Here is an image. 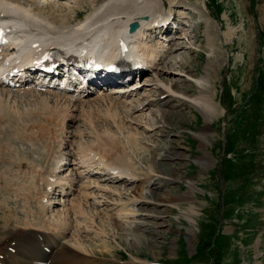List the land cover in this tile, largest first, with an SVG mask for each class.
<instances>
[{"label":"rangeland","instance_id":"1","mask_svg":"<svg viewBox=\"0 0 264 264\" xmlns=\"http://www.w3.org/2000/svg\"><path fill=\"white\" fill-rule=\"evenodd\" d=\"M47 1H52L56 7L41 4L42 7L35 9L68 13L66 7L71 5L67 0ZM95 1L96 8L103 0ZM175 1L172 4H186L196 14L188 20L192 30L186 34L187 39H175L174 43L178 42L180 47L171 55L166 54L169 56L163 66L168 74L162 79L175 83L173 90L188 97L197 94L196 81L204 79V88L210 94L214 109L206 115L179 98H164L160 94L163 98L158 99L160 90L154 88L153 81L148 84L151 91L143 87L131 100L135 102L140 97V103L146 106L136 112L144 115L140 127L142 142L132 159L140 179L150 168L156 170L154 177L151 173L150 181L143 184L145 195L152 199L131 204L122 195L123 202L129 206H125L127 211L134 209L136 214H128L127 219L121 215L116 218L120 221L114 223L113 208L106 212V215L112 214V219L104 218L105 225L94 229H101L100 233L96 231L98 234L93 235L89 231L88 235L84 232L80 235L87 236L83 242L95 249V264H125L127 261L132 264H264V0ZM170 2L163 0L164 6ZM87 5L85 0L75 9H85L81 16L77 14L78 19L84 18L86 9L91 10ZM71 13L74 16V10ZM145 75L150 78L151 74ZM3 93L0 92V103L5 102L6 110L0 111L3 117H0V150L5 151V157L3 162L0 160V171H8L5 174L6 179L7 174L10 177L8 180L18 171L19 183L28 185V176H32L28 168L30 161L46 170H42L45 174L34 170V175L47 176L54 167L50 158L56 152L55 145L58 150L63 147L51 141V126L46 127L49 134L46 130L41 135L43 138L28 130L43 122L50 123L45 118L52 117L56 111L49 108L48 117L44 111L45 118L41 115L38 107L43 105L42 100L47 99L53 105L41 93ZM144 93L157 103L151 104ZM39 97H43L42 100ZM35 110L40 115L35 114ZM80 123L79 120L72 122L68 130L82 129ZM145 125L150 128L142 130ZM67 136L63 138L65 152L68 146L75 149L79 144L76 137L74 140ZM43 144H48V150L53 153H47ZM17 158L29 161H15L9 168V162ZM166 177L171 180L164 182ZM41 183L38 184L43 189ZM134 184L116 183L125 191L131 190ZM16 186L15 179L14 185L6 190L0 188V242L6 238L10 241L12 233L26 229V222H42L37 216L42 210L37 201L22 197V191ZM72 196L77 197L76 193ZM88 206L86 204V208ZM56 211H61L60 205L53 207L52 212ZM71 235L70 230L67 237ZM30 247L22 251L27 252Z\"/></svg>","mask_w":264,"mask_h":264},{"label":"bare ground","instance_id":"2","mask_svg":"<svg viewBox=\"0 0 264 264\" xmlns=\"http://www.w3.org/2000/svg\"><path fill=\"white\" fill-rule=\"evenodd\" d=\"M69 1L71 5L69 4L68 7H66L68 13H56L58 10L55 12L53 9H49L48 11L45 9L41 11L36 10L35 8H37V6H41L40 3L36 5V3L28 2L27 0H0V21H7L8 26L17 34V41L20 42V50L27 49L33 42H35V44H40L41 47L54 42L59 45L66 44L72 47L80 41L91 47L101 46V43L104 44L116 31H118L121 25H127L129 22H138L139 30L130 34L129 41L132 42L131 44L135 46L138 53L144 58V72L151 74V79L146 80H151L149 83L153 81L154 88L160 90L158 99L163 98L160 96V94H163L164 98H179L182 101L189 102L193 107L201 110L206 115L213 111L214 105L210 94H208L204 88V79L196 81L198 92L194 97H188L182 93L175 92L173 90L175 83L169 84L162 79V76L168 73L166 72V67L161 65V63L166 54H171L176 51V48L178 49L180 47L177 45L178 43L175 44L172 41L165 42L169 39L168 37H163V40H165L163 42H160L158 37L147 39V37L149 38L150 36L149 34L155 29L163 27L160 17L164 16L163 21H166L168 19L167 16L172 14L171 4L173 0H171L169 5L170 8L166 13H163V0H103L96 8V1L88 0V5L91 10L89 8L86 9L85 16L81 19L77 18L78 13H80L81 16V10H79V12L75 9L81 6L82 2L85 0ZM43 5H46L45 7H50L55 4L48 1ZM54 7H56V5ZM181 8L182 10L179 11L180 14L185 13L186 10L184 9L188 7L181 4ZM72 10H74V16H72ZM89 10L91 12H89ZM83 12H85V9ZM145 30H147V32ZM186 34L185 29H183L176 39L182 37L187 39ZM66 39H70V42L64 43ZM150 41H153V43H150ZM176 62L178 63L179 61L176 60ZM139 82L140 80L125 85V87H123L125 89H116L114 92L100 91V93L97 94H88L82 99L52 94L51 97H47L53 105L49 104L47 99L42 100L44 96L41 99L39 97L43 105L41 107L39 105L38 108L42 111L38 108L36 110L41 111L40 113L43 117L44 114L46 117L49 116V108L53 109L54 112L56 111L51 118L57 119L56 122L60 121L63 130L66 129L65 132L69 133L68 136L71 138L73 137L72 139L75 140L76 137L79 144L75 149L71 148V145L68 146L70 151L68 149L65 152L63 148L59 149L57 152L58 157H54L53 160L50 158V155H47L52 161L51 164H54V167L53 169L51 168L52 172L49 171V173L46 174L47 176L40 175L44 178H39L38 173L39 171L42 173L44 171L46 172V170H44V168L42 169L39 163L34 164L30 161L28 168L31 170L32 176H28V183H30L28 185L25 184V182L19 183L18 171H14L11 180H8L10 179L8 174L7 179L5 177V174L8 172L7 170L3 169L0 171V182H3L2 185L0 184V188L4 187L6 190V188L14 185L16 179V188L18 191H22V197H27V200H29V198L34 199L42 209L41 212L37 213L42 224L38 221H35L34 224L26 222L27 225H24L26 229H21L20 232L15 230L18 234L14 231L15 233L9 236L12 239H9L10 241L7 239L4 245L0 246V264H38L33 263L35 260L34 258L41 259L42 253L36 249L32 251L30 247L32 245L31 242L37 241L38 238L49 243L48 247L50 254H44L45 250H43V259H41L49 260L48 264H95V249H93L91 245L89 246L83 242V238H87V236L84 235L85 237L82 238L80 233L84 232L86 235L89 234V231H92L91 233H93V235L100 233L99 230L101 229H94L96 226L105 225L106 221L104 218L112 219V214L106 215V212H111L113 208L115 210L113 214L116 215L114 223L120 221V219L116 218H119L121 215L123 216L122 218L125 219L126 216H129L128 214H136L137 211L134 209H128L127 211L125 206L128 208L129 206H127V203L125 205V202H123L122 195L126 196L131 204L144 201L147 198L152 199L151 196L147 197L145 195L143 184L148 183L150 178H152V176L154 177L157 172L154 173L156 170L152 167V169L150 168L148 171L149 174L145 172L147 173V175L143 177L145 179H140V172L137 171L132 159V154L138 152L140 143L142 142L140 138V127L144 115L136 114V112H138V110H143L145 106L143 103H140L138 99L132 102L129 97L138 92L137 90L132 91V87ZM0 92L2 91L0 90ZM146 97L148 100V96ZM2 100L5 101V99ZM149 102L151 104L154 102L157 103L154 98H149ZM4 103H0V111H2V109L3 111L4 109L6 110V104ZM36 110L33 111L35 114L38 112ZM43 111L44 114H42ZM21 112L20 115L23 116ZM16 113L15 111V114ZM38 113L37 115H40ZM24 114L25 116L27 115V113ZM93 114L95 115L94 117ZM163 116L162 114V117ZM14 118L18 119L16 116ZM47 120L50 122L49 119ZM78 120L81 122L79 125L83 127L82 129L79 128V130L70 131L66 128L67 126L69 127L72 122ZM34 124L31 126H34ZM43 124L36 125L32 127V129L30 127L28 131L35 135L38 134L40 137L44 132L48 131L47 133L49 134V129L45 131V128L51 126L53 127V133H55V124L44 122ZM131 125H133V127H131ZM26 128L28 129V127ZM147 128L150 127L145 125L142 130H147ZM67 133L63 135L64 137H60L59 148L61 146L64 147L63 144L65 141L63 138L67 136ZM86 136L87 138H91L87 139L85 138ZM42 140L47 141V139ZM44 141H42V143ZM43 145H45L46 147H43L48 150L47 147L49 145ZM4 152L0 150V160L2 162V159L5 157ZM51 152L52 151H49L47 153L52 154L53 152ZM58 153H60V155H58ZM68 155L70 157L69 160L66 161L65 159H68V157H66ZM43 157L45 156L43 155ZM15 161L17 163H22L28 162L29 160L23 161L17 158L9 162V168L13 167V162ZM18 167H20V164ZM34 170L38 172L36 175L33 174ZM63 170H65L66 173L62 174ZM45 172L43 174H45ZM93 176L96 177L94 178ZM170 180L169 177H166L164 182H169ZM38 181H42L41 184L43 185V189L40 188ZM118 182H122V184L134 182L135 184L131 190L127 189V191H125V189L117 187L116 183ZM108 183H112L113 185ZM32 185L33 187H31ZM33 190L34 192H32ZM69 190L71 193H69ZM20 193L21 192H19V194ZM75 193L77 195L76 199L74 197L68 198L67 203L66 199H63L62 204L60 203L61 211L52 212L53 209L51 206H55V202L50 200V198H53L56 194L57 197L63 196L64 198L69 195H74ZM89 199L91 201H89ZM121 201L123 203H121ZM86 204H89L88 208H86ZM124 209L126 211H124ZM47 213L48 215L46 216ZM95 217L98 218V220H95ZM70 230L72 231V235L70 236L71 238H68L67 233H69ZM90 237L88 236V239H90ZM9 247H14L15 252L9 251ZM28 247H30L31 250L28 249L27 252L22 251ZM33 252H37L36 257H33Z\"/></svg>","mask_w":264,"mask_h":264},{"label":"water","instance_id":"3","mask_svg":"<svg viewBox=\"0 0 264 264\" xmlns=\"http://www.w3.org/2000/svg\"><path fill=\"white\" fill-rule=\"evenodd\" d=\"M133 27H135V24H134V25H132V28H133Z\"/></svg>","mask_w":264,"mask_h":264}]
</instances>
